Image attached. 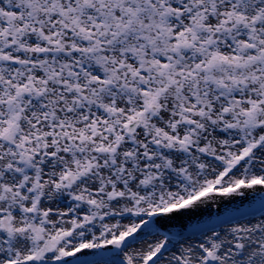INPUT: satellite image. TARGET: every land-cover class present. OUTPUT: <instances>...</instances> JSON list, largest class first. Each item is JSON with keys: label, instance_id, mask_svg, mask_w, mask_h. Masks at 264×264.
<instances>
[{"label": "snow or ice", "instance_id": "6c2138e0", "mask_svg": "<svg viewBox=\"0 0 264 264\" xmlns=\"http://www.w3.org/2000/svg\"><path fill=\"white\" fill-rule=\"evenodd\" d=\"M0 264H264V0H0Z\"/></svg>", "mask_w": 264, "mask_h": 264}]
</instances>
